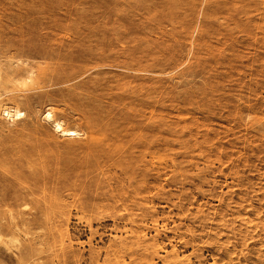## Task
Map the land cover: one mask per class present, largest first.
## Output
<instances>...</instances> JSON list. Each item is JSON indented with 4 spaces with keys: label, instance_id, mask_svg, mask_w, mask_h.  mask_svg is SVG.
<instances>
[{
    "label": "rangeland",
    "instance_id": "obj_1",
    "mask_svg": "<svg viewBox=\"0 0 264 264\" xmlns=\"http://www.w3.org/2000/svg\"><path fill=\"white\" fill-rule=\"evenodd\" d=\"M0 54L52 76L0 88V264H264V0H0Z\"/></svg>",
    "mask_w": 264,
    "mask_h": 264
},
{
    "label": "bare ground",
    "instance_id": "obj_2",
    "mask_svg": "<svg viewBox=\"0 0 264 264\" xmlns=\"http://www.w3.org/2000/svg\"><path fill=\"white\" fill-rule=\"evenodd\" d=\"M18 47V46H17ZM20 50V49H19ZM24 51V50H23ZM16 52V51H15ZM31 52V51H30ZM45 52V51H44ZM22 54V53H21ZM49 54V53H48ZM1 55V54H0ZM9 55V54H8ZM19 55V54H18ZM37 55V54H36ZM43 55V54H42ZM50 55V54H49ZM6 56V54L4 55ZM16 56V55H15ZM11 57V56H9ZM14 57V56H13ZM26 57V56H25ZM24 58V57H23ZM34 58V57H33ZM37 58V57H36ZM4 59V58H3ZM42 59V58H40ZM44 59V58H43ZM35 60V58H34ZM11 61V60H10ZM5 62H8V61H5ZM4 62V63H5ZM19 63H22L23 62H19ZM18 62H16V68H14V70H5L2 66V64L0 63V88L2 89V93H9L14 90L15 87H17L16 85H22L25 86V90H30V89H33L34 88H41L42 87V83L44 80H49L52 76L46 72V70L43 68V67H40V66H37V65H34L33 63H31L30 61L29 62H26L23 66H21ZM10 64V62H9ZM12 64V63H11ZM46 65V64H45ZM8 67V66H6ZM47 67H50V66H47ZM46 67V68H47ZM52 68V67H51ZM10 69V68H9ZM52 71V69H49ZM57 70V69H56ZM55 70V72H56ZM58 72V70H57ZM60 73V71H59ZM55 79V78H54ZM57 79V78H56ZM59 80V79H58ZM14 87V88H13ZM20 88V87H18ZM21 91V90H20ZM0 92V96L2 94ZM18 94V93H17ZM3 98V97H2ZM1 98V99H2ZM14 98V97H13ZM12 98V99H13ZM20 100V99H19ZM17 101V100H16ZM21 101V100H20ZM22 102V101H21ZM20 102V103H21ZM5 103V102H4ZM3 103V104H4ZM3 107V106H2ZM52 114V113H51ZM49 112L46 113L45 115H43L45 118H49L52 116ZM0 116L3 118H7V119H10L11 121H14V120H17V119H20L22 116H24V113L19 110L17 107H12V106H9V107H3L1 108L0 110ZM3 118V119H4ZM52 120V119H51ZM85 123V121H84ZM54 126L55 128H57L58 130H60L66 138H69L70 140L71 139H75L77 136L80 135L79 131L76 130V129H73V128H67V127H64L62 125V123L59 121V120H55L54 121ZM88 130V128H86ZM85 129V130H86ZM86 130V131H87ZM92 131V129H91ZM91 134V133H90ZM89 134V135H90ZM88 136V134H87ZM80 139V138H79ZM85 139V138H84ZM86 140V139H85ZM84 140V141H85ZM68 142V141H67ZM80 142V141H79ZM94 145V144H93ZM73 147V146H72ZM80 147V146H79ZM96 155V154H95ZM174 264H177V262H175L174 260Z\"/></svg>",
    "mask_w": 264,
    "mask_h": 264
}]
</instances>
